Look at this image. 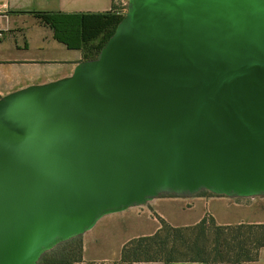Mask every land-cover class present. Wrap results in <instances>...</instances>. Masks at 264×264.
Listing matches in <instances>:
<instances>
[{
    "label": "water",
    "instance_id": "1",
    "mask_svg": "<svg viewBox=\"0 0 264 264\" xmlns=\"http://www.w3.org/2000/svg\"><path fill=\"white\" fill-rule=\"evenodd\" d=\"M202 190L264 195V0H129L97 58L0 97V264Z\"/></svg>",
    "mask_w": 264,
    "mask_h": 264
},
{
    "label": "crops",
    "instance_id": "2",
    "mask_svg": "<svg viewBox=\"0 0 264 264\" xmlns=\"http://www.w3.org/2000/svg\"><path fill=\"white\" fill-rule=\"evenodd\" d=\"M129 0H0V97L32 84L57 80L73 73L85 58L84 49L69 48L35 12L100 14L112 12ZM219 225L264 224V195L234 197L209 191L192 195L163 194L154 200L102 217L83 238V258L91 261L120 258L125 243L151 235L165 220L189 226L204 217ZM133 264H166L141 261ZM169 264H207L178 261ZM242 264H264L259 257Z\"/></svg>",
    "mask_w": 264,
    "mask_h": 264
},
{
    "label": "trees",
    "instance_id": "3",
    "mask_svg": "<svg viewBox=\"0 0 264 264\" xmlns=\"http://www.w3.org/2000/svg\"><path fill=\"white\" fill-rule=\"evenodd\" d=\"M35 15L54 30L57 40L69 48L84 49L87 60L98 57L124 17L116 10L100 14L35 12ZM79 237L61 242L45 252L38 264L47 254L66 256L68 248L73 245H78V258L81 259L83 241ZM262 247L264 224L219 225L212 217L206 216L194 225L173 226L162 219L155 233L135 237L125 243L119 260L124 264L141 261L242 264L256 260ZM61 260L64 263L68 261L66 257Z\"/></svg>",
    "mask_w": 264,
    "mask_h": 264
},
{
    "label": "rangeland",
    "instance_id": "4",
    "mask_svg": "<svg viewBox=\"0 0 264 264\" xmlns=\"http://www.w3.org/2000/svg\"><path fill=\"white\" fill-rule=\"evenodd\" d=\"M121 8H122V6H119L117 9L119 10ZM205 191H207V190H202V191H200V193L205 192ZM163 194H161V195H163ZM165 194H167V193H165ZM176 195H180V194H176ZM87 232H89V231H87ZM86 233L80 235V237H79L80 241L83 240ZM79 252H80V249H79L78 245H73V246L68 248V250L66 252V256H64V254H59V255L58 254L57 255L47 254L43 257V259L40 261L39 264H124V263L120 262L119 258L108 259V260H99V261H91V260L89 261V260L84 259L82 256V258L79 259L78 258ZM64 257H66L68 259L67 263H64V261L61 260Z\"/></svg>",
    "mask_w": 264,
    "mask_h": 264
},
{
    "label": "built area",
    "instance_id": "5",
    "mask_svg": "<svg viewBox=\"0 0 264 264\" xmlns=\"http://www.w3.org/2000/svg\"><path fill=\"white\" fill-rule=\"evenodd\" d=\"M128 4H129V1H128L127 4H124V5L122 6L121 9H119V10L116 9V12H117L118 14H120V15L125 16L126 13L128 12ZM0 38H1V34H0Z\"/></svg>",
    "mask_w": 264,
    "mask_h": 264
}]
</instances>
